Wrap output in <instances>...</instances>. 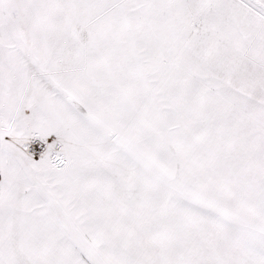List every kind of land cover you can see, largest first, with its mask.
I'll return each mask as SVG.
<instances>
[{
	"label": "snow or ice",
	"instance_id": "obj_1",
	"mask_svg": "<svg viewBox=\"0 0 264 264\" xmlns=\"http://www.w3.org/2000/svg\"><path fill=\"white\" fill-rule=\"evenodd\" d=\"M0 264H264V0H0Z\"/></svg>",
	"mask_w": 264,
	"mask_h": 264
}]
</instances>
